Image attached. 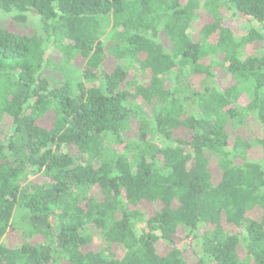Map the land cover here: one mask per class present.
Here are the masks:
<instances>
[{
  "label": "trees",
  "instance_id": "trees-1",
  "mask_svg": "<svg viewBox=\"0 0 264 264\" xmlns=\"http://www.w3.org/2000/svg\"><path fill=\"white\" fill-rule=\"evenodd\" d=\"M225 2L260 31L236 39L215 13L193 31L196 0H0L40 24L0 29V264H264V166L227 131L264 126V53L242 55L264 40V0ZM78 60L60 86L44 76ZM180 233L198 240L193 262Z\"/></svg>",
  "mask_w": 264,
  "mask_h": 264
},
{
  "label": "rangeland",
  "instance_id": "rangeland-1",
  "mask_svg": "<svg viewBox=\"0 0 264 264\" xmlns=\"http://www.w3.org/2000/svg\"><path fill=\"white\" fill-rule=\"evenodd\" d=\"M198 3V17L196 21L192 24L193 31L199 28L200 24L210 23L213 20L212 13H215L223 22H225L231 29L236 39L245 36L249 32L253 31H260V26L257 22L253 21L247 16H244L234 9L230 8L225 0H196ZM0 29L10 31L12 33L18 35H27L32 33L33 31L39 32L40 31V24L38 18L32 14H29L26 23H20L11 19V16L0 12ZM111 29V18L103 20L102 22V32L103 37L102 41L107 43L109 40V31ZM165 42L164 40H162ZM264 53V40L263 41H256L250 45H246L243 48L242 55L251 56V55H261ZM47 58L50 62H53L56 65L61 64V58L58 52L52 46L47 47ZM106 69H112L115 66V62L108 61L105 63ZM83 68L82 61H76L70 65H67L62 68V74L56 73L55 71L47 70L44 72V76L49 80V83L52 87L60 86L63 84L62 75H66L69 78H74L78 76ZM215 76L214 79L216 84L221 88L225 89L232 84V80L228 73L223 68H217L214 70ZM92 82H85L86 86H89ZM96 83V82H95ZM10 127L9 125H4L0 128V137L3 138V135L6 132H9ZM228 133L234 137L239 136L245 140H247L251 144V149L249 150L247 159L249 161L257 162L264 166V149L262 145L259 143L264 136V126L258 123L254 118H248L247 124L245 127L239 130H232L228 128ZM181 137H188L186 133L178 134ZM215 159L211 158V173L214 177V181L218 180L219 173L217 172L214 165ZM33 177L27 178L23 185L27 184L29 181L33 180ZM157 207L155 206H148V210L150 212H154ZM146 209V208H145ZM21 219H23L22 212L19 209L15 210L12 224L14 226H20L22 224ZM234 233H237V230H233ZM12 233V231L8 232L7 242L9 244L16 245L20 242L19 237ZM177 246L180 249H183L184 255L188 257L192 262L196 260L197 254L193 252L192 249H196L198 247V240L195 238L187 237L185 233L179 234V241ZM159 250L164 248V245L159 242L158 244ZM101 249V245L99 241H95L87 250L99 251Z\"/></svg>",
  "mask_w": 264,
  "mask_h": 264
}]
</instances>
